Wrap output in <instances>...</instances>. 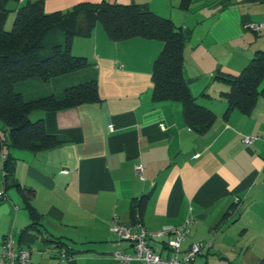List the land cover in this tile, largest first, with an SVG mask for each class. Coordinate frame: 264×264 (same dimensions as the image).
Masks as SVG:
<instances>
[{
  "label": "crops",
  "instance_id": "crops-1",
  "mask_svg": "<svg viewBox=\"0 0 264 264\" xmlns=\"http://www.w3.org/2000/svg\"><path fill=\"white\" fill-rule=\"evenodd\" d=\"M29 1L37 0H11L7 8L15 12ZM42 1L46 13L105 1L142 4L170 19L189 34L183 75L214 121L198 132L187 125L179 101L153 99L152 68L161 41H112L96 23L71 45L72 54L89 65L57 77L55 92L95 77L99 99L30 113L46 133L63 140L56 147L0 148V251L3 236L11 234L29 251L28 264H120L114 251L132 254L133 247L110 224L134 225L132 206L143 198L139 224L148 231L192 220L179 257L193 242H210L195 264L264 263V94L249 113L227 111L229 84L223 79L239 74L264 50V32L249 29L264 21V0ZM242 136L257 138L245 145ZM6 155L13 171L5 187ZM166 239L149 244L169 257Z\"/></svg>",
  "mask_w": 264,
  "mask_h": 264
},
{
  "label": "trees",
  "instance_id": "trees-1",
  "mask_svg": "<svg viewBox=\"0 0 264 264\" xmlns=\"http://www.w3.org/2000/svg\"><path fill=\"white\" fill-rule=\"evenodd\" d=\"M9 1L0 0V122L6 130L0 134V148L15 147L37 152L56 147L63 140L46 133L43 121L31 120L30 113L99 99L95 77L64 87L59 96L50 93L25 99L23 93L14 88L19 82L39 79L48 83L86 68L89 65L86 58L72 54V40L75 36H88L96 23L102 25L112 41L133 37L161 41L162 48L152 68L153 99L179 101L187 125L198 132H204L212 125L214 115L196 103L183 75V50L189 34L177 28L170 19L158 16L142 4L121 5L105 1L78 4L66 12L46 13L43 1L37 0L18 7L11 29L5 30ZM59 30L64 35L63 41L46 45L45 37ZM227 77H223L229 84L227 111L235 107L249 113L258 95L264 94V89H259L264 80V50L255 52L239 74ZM12 161L9 155L5 156V187L12 180ZM135 201L132 206L134 225L140 223L143 198Z\"/></svg>",
  "mask_w": 264,
  "mask_h": 264
},
{
  "label": "built area",
  "instance_id": "built-area-1",
  "mask_svg": "<svg viewBox=\"0 0 264 264\" xmlns=\"http://www.w3.org/2000/svg\"><path fill=\"white\" fill-rule=\"evenodd\" d=\"M249 29L256 33L264 32V21L259 23H250ZM257 137L242 136L241 142L245 145L252 143ZM137 172L141 176V167H137ZM3 192H0L2 196ZM238 200H236L237 202ZM192 222L188 218L184 223L178 226H167L157 231H148L141 224L124 225L116 221L110 224V231L115 233L119 240L129 242L133 247V253H125L120 249L114 251L112 257L120 264H128L132 259L140 264H195L198 255L204 249L210 246V242H193L187 250L179 257L183 242L188 238L189 225ZM166 237L164 241L166 248L171 252L169 257L162 256L156 252L149 244L150 240ZM61 259L65 254H61ZM30 253L28 250L18 246L11 234H6L2 238L0 251V264H28Z\"/></svg>",
  "mask_w": 264,
  "mask_h": 264
},
{
  "label": "rangeland",
  "instance_id": "rangeland-1",
  "mask_svg": "<svg viewBox=\"0 0 264 264\" xmlns=\"http://www.w3.org/2000/svg\"><path fill=\"white\" fill-rule=\"evenodd\" d=\"M14 18H15V12L10 11L8 13L6 21L4 23V29L5 30L11 29ZM57 33H59L61 35H57ZM57 33L54 34V32H52V33H49L47 35V37H45L44 41H45L46 45H50L54 41L57 42L58 41L57 39H60L61 42L63 41V39H64L63 33L60 30L57 31ZM51 38H53L55 40H51ZM58 82L59 81L57 79L56 80L52 79L48 83L49 85H45L44 82H42L39 79H32L29 81L19 82L15 85L14 88L16 91L22 92L25 99H29V96H31V93H34V92H36L34 95L35 98L45 96V95H48L50 93L55 94V96L56 95L59 96L60 93L55 92V91H58V86L60 85ZM53 92H55V93H53Z\"/></svg>",
  "mask_w": 264,
  "mask_h": 264
}]
</instances>
